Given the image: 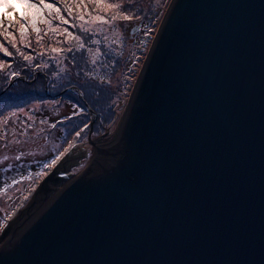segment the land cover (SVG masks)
I'll use <instances>...</instances> for the list:
<instances>
[{"label": "water", "instance_id": "95a60500", "mask_svg": "<svg viewBox=\"0 0 264 264\" xmlns=\"http://www.w3.org/2000/svg\"><path fill=\"white\" fill-rule=\"evenodd\" d=\"M121 126L63 156L0 264H264V0H174Z\"/></svg>", "mask_w": 264, "mask_h": 264}, {"label": "rangeland", "instance_id": "374dc122", "mask_svg": "<svg viewBox=\"0 0 264 264\" xmlns=\"http://www.w3.org/2000/svg\"><path fill=\"white\" fill-rule=\"evenodd\" d=\"M173 1L135 0V5L130 6L128 0H105L130 6L141 17L117 21L122 27L112 30L100 21L87 22L97 14L111 16L115 13L113 9L105 12L92 0H84L86 8L76 7L80 0H46L55 3L69 20V24H61L52 18V26L60 25L80 35L86 46L76 51L78 44L72 37L52 33L47 25L40 26L43 37L40 44L31 30L24 43L15 31L17 46L34 57L31 64L0 36V43L13 52L11 57L0 52V60L5 61V66L0 67V236L7 229L10 232L11 222L18 221L64 155L91 138L111 136L117 130ZM8 3L15 4V8L0 5V18L16 20V12L25 9L16 0ZM67 8H71L72 16ZM81 14L93 33L80 30L81 22L75 18ZM92 39H99L101 44H92ZM52 47L65 50L72 47L73 52L52 53ZM88 48L101 50L95 65ZM43 63L49 67H37ZM12 72L19 75L12 76ZM69 144L74 146L65 152ZM57 156L60 159L53 165ZM45 164L50 167L45 168Z\"/></svg>", "mask_w": 264, "mask_h": 264}, {"label": "snow or ice", "instance_id": "6c2138e0", "mask_svg": "<svg viewBox=\"0 0 264 264\" xmlns=\"http://www.w3.org/2000/svg\"><path fill=\"white\" fill-rule=\"evenodd\" d=\"M16 2L19 3L21 8L25 9V11H17L16 20H12L11 18H0V36L4 37V39L8 41V43L11 45V48L15 49V52L18 53L23 58V60L31 64L34 57L30 54H26L24 51L21 50V48L17 46L14 32H19L20 42L24 43L27 40L29 30H31V32H34L36 34V41L38 44H40L43 39V37L41 36V25H47L48 29L52 33L59 32L61 35L66 34L68 37H72L78 44L76 51H80L85 48L86 42L82 39L80 35H74L68 30V28H61L60 25H57L56 27L52 26V18L60 21L61 24H69V20L61 14V9L57 7L55 3L46 2V0H16ZM92 2L95 3L97 8L103 9L105 12L109 9H113L115 10V13L111 16L99 14L92 16L91 20L87 22L88 24H91L95 21H100L102 25L110 26L112 30H115L117 27H122V25L116 23L117 21H131L133 19H141L140 15L136 12H133L132 7H130L135 5V0H128V5L130 6H124L120 2L107 3L105 2V0H92ZM0 5H4L9 9L15 8V4L8 3V0H0ZM81 6H84L86 8V5H84V0H80V3L76 5L77 8ZM66 11L68 12L69 16H72L71 8H67ZM75 19L81 22L79 24V28L82 32L93 33V29L86 26L85 16L83 14L77 16ZM71 23L73 28L77 27L75 20H73ZM45 35H47V32H45ZM105 39H107V36H105ZM57 43H59V41H57ZM91 43L94 45H100L101 41L99 39H92ZM27 46L30 47V45ZM63 51L71 53L73 52V48L68 47L66 50L59 47L51 48L52 53H61ZM87 51L93 54L91 63L95 65L99 56L102 54L100 48H96L95 50H93L92 48H88ZM0 52H3L5 56H13V52L9 51V48L6 47L4 43H0ZM39 55L42 56L43 53H39ZM4 66L5 61L0 60V67ZM37 67L48 68L49 65L47 63H43L42 65H37ZM60 71L63 72L64 68H60ZM11 75L16 76L19 75V73L12 72ZM54 126L55 125H53V127ZM76 136L79 137L80 132H77ZM73 146V144H69L68 148H66L64 151L67 152L68 149L72 148ZM61 155H63V153H61ZM5 159H7V157H5ZM16 159H19V157H16ZM58 159H60V156H57L56 159L52 161V164L54 165L56 163V160ZM44 167L47 168L50 167V165L45 164Z\"/></svg>", "mask_w": 264, "mask_h": 264}, {"label": "bare ground", "instance_id": "6f19581e", "mask_svg": "<svg viewBox=\"0 0 264 264\" xmlns=\"http://www.w3.org/2000/svg\"><path fill=\"white\" fill-rule=\"evenodd\" d=\"M121 124H122V122L120 123L119 127L117 128V130H116L115 132H113V134L110 136L111 140L106 144V146L111 145V144L116 140L118 134H119L120 131H121V127H122ZM92 139H93V138H92ZM94 139H98V138L96 137V138H94ZM29 210H30V209H29ZM29 210H27V211H29ZM27 211H25V212H27ZM25 212H24V213H25ZM17 222H18V221H17Z\"/></svg>", "mask_w": 264, "mask_h": 264}]
</instances>
